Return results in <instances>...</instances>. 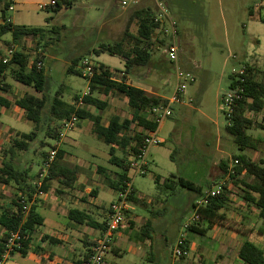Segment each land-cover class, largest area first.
<instances>
[{
  "label": "rangeland",
  "instance_id": "1",
  "mask_svg": "<svg viewBox=\"0 0 264 264\" xmlns=\"http://www.w3.org/2000/svg\"><path fill=\"white\" fill-rule=\"evenodd\" d=\"M49 3L50 0H0V22L2 20L12 22L16 26L45 29L53 26L61 28L58 39H53L50 48L43 52L42 63L49 76L46 93L51 98L55 92H59L63 108L69 110L80 106L76 95L78 98L88 91L87 78L66 71L73 58H77L75 69L80 70L82 59H89L93 64L103 63L109 66L113 78L121 80L124 76L123 80L129 84H139L156 94L171 95L176 79L173 68L162 55L161 47L153 48L152 64L137 68L130 74L118 70L123 68V61L118 57L107 53L96 55L92 52L97 50L100 44L112 43L122 35L130 9L121 8L119 0H59L58 8L48 6ZM167 8L181 36L179 67L190 60L192 65L188 72L195 80L186 86L181 103L185 106L173 104L171 116L163 120L159 134L155 135L163 142L151 145L146 150L144 160L148 164L145 166V174H134L131 170L130 179L133 187L137 192L143 193L142 195H179L181 198V195L195 193L177 185V177L182 176L199 184L203 193L207 190L209 177L221 158L224 161L229 160V164H232V156L239 154L264 158V121L260 119L249 131L254 138L260 139L257 152L240 151L225 131L228 124L225 113L218 109L223 93L228 90L235 72L241 66L253 65L264 73V23L251 16H264V0H168ZM130 28L134 31L135 24L132 23ZM52 36L54 37V34ZM1 39L0 50L4 51L8 44H13L17 50L25 48L27 53L34 56L32 52L36 49L33 42L11 43L10 33H5ZM138 74V78H145L147 84L135 82ZM8 81L14 90L22 91L12 79L9 78ZM93 95L102 97L107 105L102 111L94 107L88 108L91 113H100L104 120L114 114L122 118L130 116V109L124 97L117 94ZM47 116L44 114V121L34 140L26 142V149L14 146L12 156L8 153L10 146L15 140L21 139L19 133L30 132L33 124L25 119L17 107H12L10 112L2 117L5 127L0 126V166L3 161H9L16 167L17 172L27 170L26 180L30 184L35 181L34 176L40 169V153L48 152L53 145V140L45 136L50 120ZM91 128V121L78 120L75 128L63 131L58 147L65 152L62 163L68 167H76L77 177L85 176L86 184H82V187L77 185L70 192L57 194L58 184L51 181L48 191L43 193V202L47 206H37V211L48 220L55 218L48 207L50 196L92 195L97 184L106 186L99 189V195H107V199L117 195L116 191L107 186L110 180L116 179L115 172L119 169L108 162V146L95 137ZM40 141L48 142V145L41 147ZM149 148L153 149L152 157L147 154ZM116 153L118 156L122 155L118 149ZM97 167L103 168L104 171L99 172ZM162 180L173 181L172 189L158 187L157 182ZM85 185L90 188L88 192H84ZM17 187L13 180L9 184L0 183V213L8 207L12 208L15 195H19ZM137 192L135 195H139ZM240 195L242 194L237 192V195L233 196L234 204H231V201L227 203L230 215L245 217L242 228L248 225H262L253 214L239 211L243 205ZM36 198L40 199L41 196ZM126 207L132 210L134 204L128 203ZM189 217L190 211L183 212L171 208H167L163 215L164 221L168 223L184 222ZM231 223L240 224L230 221L229 225ZM38 232L44 233V226H41ZM180 233H183L185 238L187 234L188 240L193 235L188 230H181ZM175 236L176 232L167 228L165 237L168 245H175L179 235L177 238ZM253 237L254 239L249 240L264 250L263 236L255 234ZM197 238L199 242H208L209 249L215 254L217 247L214 242L208 240L209 235ZM205 259L207 262L208 257L205 256ZM167 260L168 255L162 256L158 264H168Z\"/></svg>",
  "mask_w": 264,
  "mask_h": 264
},
{
  "label": "trees",
  "instance_id": "2",
  "mask_svg": "<svg viewBox=\"0 0 264 264\" xmlns=\"http://www.w3.org/2000/svg\"><path fill=\"white\" fill-rule=\"evenodd\" d=\"M168 7V0H164ZM48 6L58 8L59 0H53ZM152 10L147 6H141L130 9L128 21L122 32V35L112 43L100 44L97 50L92 52L96 55L107 53L118 57L123 61V72L132 73L137 68H143L149 65L151 53L157 44L162 45L163 40H158L154 35L152 23ZM264 23V16L259 17ZM132 23L135 24V30H131ZM61 28L53 26L50 29L25 27L12 25L10 22L0 23V40L2 35L10 33L11 43H20L31 41L34 43L33 58L34 61L29 65L32 57L25 48L16 49L12 56L6 62H3L4 54L0 52V108H11L15 106L23 111L26 120L33 124L32 130L28 133H19L20 140H15L10 146L8 153L13 155V148L19 147L26 149L27 141H33L36 132L41 128L44 121V114L50 117L45 136L49 140H54L61 124L74 115L79 121L88 120L92 122V133L95 137L108 146V162L119 169L117 179L109 181L108 186L116 191L121 190L124 183L130 180V163L141 153V147L146 131H156L158 123L154 121L150 113L151 108L160 104H165L167 100L163 97L146 93L143 89L126 84L124 76L122 79H114L112 70L101 63L93 65V74L88 79V92L80 97L82 104L72 109L62 107V101L59 98V92H55L50 98L46 93L47 81L49 79L47 69L42 63L37 67L35 62L43 60L45 52L58 39V32ZM177 30V28H176ZM54 34V37L52 36ZM178 34V33H177ZM9 46V44L7 45ZM38 50V51H37ZM81 57H78V59ZM77 58L71 59L67 66L68 73L81 75L79 69H75ZM243 82H239L236 77L231 80L228 90L234 89L238 84L242 88L240 99L234 101V110L231 115L226 116L228 124L225 131L230 135L234 145L240 150L256 149L259 140L254 138L249 131L257 124L247 113L256 115L264 108V73L259 71L253 65H244ZM184 71H190L187 63L181 65ZM16 82L21 90L20 97H13V88L8 79ZM93 94H117L126 100L130 109V116L121 118L114 114L107 121H104L100 113H91L88 108L94 107L96 110H104L106 102L95 97ZM12 95V98L10 97ZM79 97L76 100L78 101ZM262 126V125H260ZM40 146L45 147L48 142L40 141ZM117 149L122 154L117 155ZM47 152L40 153L43 160ZM65 152L58 148L54 160L50 164L46 175L42 179L40 190L47 192L51 181H56L58 187L57 194L70 192L77 178L76 167H68L62 163ZM233 160H237L234 166V175L232 176V186L236 184L238 176L246 174L253 177L252 184H246L243 194L240 198L247 206H252L258 211V218L262 222L256 231L264 238V164L262 161L253 162L245 155H234ZM42 162V161H41ZM227 165L222 163L224 174ZM101 169V168H99ZM101 171V170H100ZM36 175L34 178H36ZM27 170L17 172L16 167L9 161H3L0 166V183L9 184L14 181L18 185L19 195H15L12 201V208L5 209L0 213V257L4 252V243L10 232H17L21 239V248L18 252L24 253L30 243L36 228L43 224L42 217L36 212L31 198L37 192L36 188L27 183ZM156 181H158L156 179ZM175 183L180 187L203 195L201 187L193 182L177 177ZM158 184V182H157ZM174 182L166 181L164 187L172 189ZM230 189L224 188L220 195L209 199L208 203L199 209L200 220L188 227V231L205 235L209 225L224 219L219 211L229 203ZM28 206L26 214L23 213V207ZM75 221H78L74 219ZM85 222L83 220H79ZM78 221V222H79ZM239 225V227H235ZM230 228L239 232L243 236L250 234L242 224L231 223ZM263 226V227H262ZM185 248L188 249V243L185 242ZM237 257L242 264H264V250L257 247L248 238L244 239L237 249ZM184 257H176V260H182ZM81 264V263H80Z\"/></svg>",
  "mask_w": 264,
  "mask_h": 264
},
{
  "label": "crops",
  "instance_id": "3",
  "mask_svg": "<svg viewBox=\"0 0 264 264\" xmlns=\"http://www.w3.org/2000/svg\"><path fill=\"white\" fill-rule=\"evenodd\" d=\"M50 2L53 3V0H50ZM251 16L255 17L257 20L261 17L260 15L254 16L252 14ZM0 23H2V20ZM11 24L16 25L12 22ZM177 33L179 42H181L179 30H177ZM1 41L2 39L0 40V43ZM0 52L4 51L1 49ZM152 62L153 61L151 60L149 64H152ZM103 65L111 69L109 66L105 64ZM187 65L190 67L192 62L189 60ZM123 68L118 70H123ZM138 76L139 74L136 75L135 82H142L143 85L147 84L145 78H138ZM126 84L129 83L126 82ZM129 85L141 88L146 93L151 95L160 96L165 99L169 97L150 92L139 84ZM12 94L13 97H20L22 95V91L19 90L18 92L13 88ZM10 97L12 98V95H10ZM99 99L102 100V97H99ZM195 104L198 105L197 102H195ZM181 105L185 106L184 104ZM173 107L174 105L171 107V110ZM11 108H0L1 127H5L2 117L5 113H9ZM18 109L21 110L20 108ZM21 112L23 113L22 110ZM246 116L253 118L256 123H259L260 119L264 121V108L256 115L247 113ZM256 116L257 118L255 119L254 117ZM163 122L164 121L158 124L155 134H159ZM257 139L260 141L259 137H257ZM160 141H162V139H160ZM151 148H149L147 154L152 157L153 149ZM257 149L258 147L256 149H245L244 151L254 150L257 152ZM248 158H250L253 162L262 161L264 164V158ZM223 162L226 163L227 166L229 165V160L224 161L223 158H221L218 161L215 171L212 172L213 174L209 177L207 190L211 188L212 185H214L220 178L225 176L224 170L222 169ZM147 164L148 163H146V166ZM99 168L100 167H97L99 172L104 171L103 168ZM118 172H115L116 179ZM183 178L193 182L188 178ZM116 179L110 181H115ZM159 182L158 187L164 186L166 183L165 180H162L160 183ZM253 182V177L249 175L241 174L238 176L236 184L229 186V189L232 191V193L229 194V200L232 202L233 196H236L237 192L243 194V189L246 188L245 185L252 184ZM193 183L200 187L199 184L195 182ZM82 184H86V178L85 176L79 175L76 178L71 190L76 188L77 185L82 187ZM85 187L84 192H88L90 190L89 186L85 185ZM104 187L106 186L102 187L97 184V187H95L92 191V195H54L52 198L50 196V205H48V207L50 208V212L55 216V218L50 220L43 217L37 211V206L41 204H43V207H45V205L47 206V204L43 202L44 195L41 196L40 199L36 197L32 198L30 204L34 205L36 212L42 217L43 224L41 226H44L45 232H38L41 226L36 228L26 251L24 253H9L4 259L3 264H80L82 259L86 256L92 242L100 236L106 220L108 206L116 199V195H113V198L108 199L106 198L107 195H99V189ZM107 188L113 189L109 186H107ZM132 189V195L125 203L124 221L118 231L112 236L109 248L103 256V264H158L162 256L167 255L168 264H218V261H220L219 264H242L237 257V249L244 239H254L253 236L257 234L256 231L260 226L248 225L247 227H244L247 231H250L248 237L241 235L239 232L230 228L229 222L234 221L244 225L245 217L243 216V218H240L239 215H230L228 212L229 210H227V206H225V208L219 211V214L223 215L224 219L220 222L216 221L210 224L205 235H199L191 232L193 235L190 236L191 240H188L186 234L185 239L188 243L189 255L184 257L182 260H176V258H174L171 254V248L173 245H168L165 233L167 232V228H169V231L176 232L175 238H177L182 230V224L185 221L179 223L171 221L168 223L164 221L163 215L166 213L167 208L183 212L190 211L191 215L194 202L198 200L201 195L194 192L195 194L193 195H181V198H179V195H162V197H159L156 195H142L143 193L137 192L133 185ZM113 190L116 191L115 189ZM136 192L139 193V195H135ZM128 203L134 204L132 210L126 207V204ZM231 204L234 203L232 202ZM241 206L242 207H240L241 209H239V211L243 210V212H247L249 215L253 214L256 216L257 220L258 211L254 207L247 206L244 202ZM10 208L11 207H8V209ZM243 214L245 215L246 213ZM74 219L78 221L80 219H84L85 222H78ZM1 233L2 229L0 227V235ZM206 235H209L208 240L211 243L214 242V245L217 247L215 254L209 249L208 242L203 243L198 241V236L206 237ZM205 256L208 257L207 262Z\"/></svg>",
  "mask_w": 264,
  "mask_h": 264
},
{
  "label": "built area",
  "instance_id": "4",
  "mask_svg": "<svg viewBox=\"0 0 264 264\" xmlns=\"http://www.w3.org/2000/svg\"><path fill=\"white\" fill-rule=\"evenodd\" d=\"M50 2L49 4H51ZM121 8H137L147 5L152 10V23L154 25V35L158 37V40H163L162 45L157 44V48H162V54L173 68L174 76L176 79L175 86L171 95L166 99L165 104H160L151 108L150 113L153 115L156 123H161L164 119L171 116V107L173 104H181L182 97L185 93V89L188 83L194 82V76L184 71L179 67V47L180 42L177 35L176 26L169 16L168 8L164 3V0H119ZM10 9V7H9ZM17 48L13 44H10L4 50L3 62H6ZM34 58H30L29 65L32 64ZM37 67L42 65V61L35 62ZM93 63L89 59H82L80 73L82 77L89 79L93 74ZM245 69L241 66L236 72L235 77L241 83L243 82L242 76ZM242 88L237 84L234 89L227 90L223 93L218 109L225 113L226 116L232 114L234 110V101L240 99ZM78 104H82L79 97ZM78 119L72 115L67 121L63 122L59 127L56 138L53 140V145L50 146L45 158L42 160L40 169L37 172L35 181L32 185L36 188L37 192L34 193L32 198L42 196L44 192L40 190L43 177L46 175L47 170L54 160L56 150L59 147L60 141L63 137V131L71 130L76 127ZM155 131H146L144 140L141 147V153L135 160L130 163L131 169L134 174H145L146 162L144 160V154L148 147L160 143L155 136ZM237 164V160H232V164H229L226 168L225 176L220 178L211 188H209L198 200L194 202L192 213L187 221L182 224V230H187L189 226L195 224L200 220L199 209L204 207L209 199L221 194L224 188L229 189L232 185V176L234 175V166ZM133 192L131 179L124 183L121 190L116 191V199L112 201L108 206L106 220L103 230L98 238H96L90 245L86 256L82 259L81 264H103V256L108 250L112 236L118 231L119 227L124 221L125 216V203L131 197ZM31 198V199H32ZM28 206L23 207V213L26 214ZM186 239L183 233H180L175 245L171 249V254L176 257H187L189 250L185 248ZM21 248V239L17 232H10L4 243V252L0 257V264H3L4 259L9 253L18 252Z\"/></svg>",
  "mask_w": 264,
  "mask_h": 264
}]
</instances>
